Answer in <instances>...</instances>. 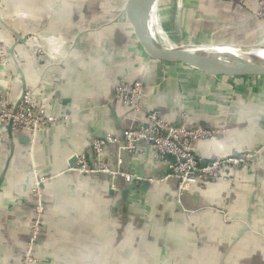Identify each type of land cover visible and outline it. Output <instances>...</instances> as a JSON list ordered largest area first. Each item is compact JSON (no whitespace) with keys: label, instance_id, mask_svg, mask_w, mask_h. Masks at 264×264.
<instances>
[{"label":"crops","instance_id":"0c3cea01","mask_svg":"<svg viewBox=\"0 0 264 264\" xmlns=\"http://www.w3.org/2000/svg\"><path fill=\"white\" fill-rule=\"evenodd\" d=\"M126 1L0 0V42L15 45L0 68V98L14 102L24 82L54 119L33 136L15 131L12 142L1 133L0 264L22 263L36 178L45 210L35 264H264V76L214 77L151 58L122 12ZM257 9V0H154L150 15L166 47L264 46ZM13 32L29 36L16 44ZM119 81L147 87L141 112L116 100ZM150 109L171 124L184 118L213 129L196 144L206 159L258 153L249 167L228 171L230 180L192 186L181 209L166 162L122 154L121 168L151 184L129 183L113 214L120 197L109 195L107 179L65 174L67 161L92 160V137L118 141ZM118 146L107 150L114 168Z\"/></svg>","mask_w":264,"mask_h":264},{"label":"built area","instance_id":"2783aa9c","mask_svg":"<svg viewBox=\"0 0 264 264\" xmlns=\"http://www.w3.org/2000/svg\"><path fill=\"white\" fill-rule=\"evenodd\" d=\"M257 7L258 16L264 19V0H257ZM7 51L9 52L0 42V68L5 63L6 54H9ZM146 90L147 87L143 83L126 84L119 81L114 91L116 100L138 113L142 111L140 98ZM15 102L16 100L4 102L0 98V122L7 123L11 119L13 131L24 130L33 136L44 129L46 125L54 122L51 116L46 115L45 106L41 105L38 108L35 106L32 94L27 93V90L15 113L12 114ZM144 116L145 121L123 130L125 146H118L119 155L117 161L115 160V168L110 165V161L107 159V150L112 144H119V142L111 136H105L92 138L89 144L92 160L87 158V154H75L77 161L74 169L85 176L110 174L113 179L116 176H124L131 184L134 180L142 181L143 178L122 172L120 166L122 154L131 156L151 153L152 158L167 163L166 179H173L176 182L177 192L181 193L208 180H230L228 171L249 167L258 153L255 150H244L236 152L238 155L235 152H227L214 154L206 159L198 155L196 144L213 138L216 134L215 131H209L199 126L193 127L184 118L178 124L168 123L155 109L146 110ZM2 132H5L4 128H0V140ZM40 185L41 181L36 178L31 194L34 199V207L33 218L29 226L27 253L21 264H35L37 261L34 256V248L41 236V223L45 210Z\"/></svg>","mask_w":264,"mask_h":264},{"label":"water","instance_id":"95a60500","mask_svg":"<svg viewBox=\"0 0 264 264\" xmlns=\"http://www.w3.org/2000/svg\"><path fill=\"white\" fill-rule=\"evenodd\" d=\"M140 0H127L124 8L123 13L126 17V20L130 24L133 29L134 35L142 47L143 51L158 61L162 62H177L181 64H185L187 66L196 68L210 76H224L227 78H234V77H261L264 76V65L263 66H252L250 64H245V61L252 58L260 51H264L263 46H235V47H228L231 51L225 52H211L205 48H200L199 46H184V47H176L170 48L162 45L154 36V41H152L146 34L145 30L142 28L139 19H138V6ZM151 7L153 5L154 0H150ZM149 10V17L151 19L150 11ZM16 36V44H23L26 37H21L18 33L13 32ZM13 45L9 49V53L13 54L14 52ZM225 48V47H224ZM218 49V48H215ZM234 63H240L239 67L236 69L235 72H229L228 66ZM244 63V64H243ZM26 92V86L24 82L20 86V92L16 99L15 105L13 106L12 114L15 113L18 104L21 102L24 94ZM66 101V100H65ZM64 101V102H65ZM191 126H199L203 127L206 130L213 131V129L204 126L203 124H190ZM0 128H4L8 140L12 142L14 140V133L15 131L12 130L11 126V119L7 123L0 122ZM93 138V137H92ZM22 139V138H21ZM119 141V146H125V140L123 136V131L121 133ZM109 147V146H108ZM125 154V153H124ZM236 154V152H235ZM127 154H125L126 156ZM238 155V154H236ZM77 161V156L73 154L67 161L66 168L64 170L65 174H77L81 175L77 172L75 168V163ZM123 173H127V171L121 169ZM103 176V175H102ZM108 181V191L110 196H115L116 193H119V202L115 205V209L112 210V213L115 214L118 210H122L124 208L129 195V187L128 182L124 176H116L114 179L110 174H106L103 176ZM3 181V175L0 176V185ZM119 181L123 182V185L120 186L118 184ZM142 185L144 187H149L150 182L148 179L142 180ZM40 188L42 186L40 185ZM117 190L119 192H117ZM188 191H183L181 193L176 192V196L173 199L177 208L182 207V198Z\"/></svg>","mask_w":264,"mask_h":264},{"label":"bare ground","instance_id":"6f19581e","mask_svg":"<svg viewBox=\"0 0 264 264\" xmlns=\"http://www.w3.org/2000/svg\"><path fill=\"white\" fill-rule=\"evenodd\" d=\"M151 7L150 0H140L139 6H138V19L142 26V28L145 30L147 36L154 41L153 36L156 39H160L158 37V33L156 32V29L154 28L153 22L149 17V10ZM170 47V46H168ZM200 48H205L211 52H225V51H231L228 47L223 48H212L209 46H199ZM264 47V46H263ZM244 64V63H243ZM245 64H250L252 66H263L264 65V51H260V53H257V55H254L252 58L245 61ZM240 63H234L228 66L229 72H235L236 69L239 67Z\"/></svg>","mask_w":264,"mask_h":264},{"label":"rangeland","instance_id":"374dc122","mask_svg":"<svg viewBox=\"0 0 264 264\" xmlns=\"http://www.w3.org/2000/svg\"><path fill=\"white\" fill-rule=\"evenodd\" d=\"M257 11H258V10H257ZM258 12H259V11H258ZM258 12H255V14H254V18L262 19L261 17L258 16V14H257ZM255 151H257V150H255ZM25 252L27 253V251H25ZM26 253H24V256H25ZM23 258H24V257H23Z\"/></svg>","mask_w":264,"mask_h":264}]
</instances>
